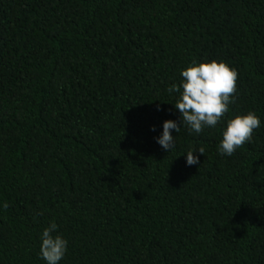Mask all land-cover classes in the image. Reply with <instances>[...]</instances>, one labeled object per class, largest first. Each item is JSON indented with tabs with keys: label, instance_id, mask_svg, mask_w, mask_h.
<instances>
[{
	"label": "trees",
	"instance_id": "obj_1",
	"mask_svg": "<svg viewBox=\"0 0 264 264\" xmlns=\"http://www.w3.org/2000/svg\"><path fill=\"white\" fill-rule=\"evenodd\" d=\"M193 60L238 73L200 134L167 91ZM250 111L261 127L220 155ZM53 220L60 264H264V0H0V264H44Z\"/></svg>",
	"mask_w": 264,
	"mask_h": 264
},
{
	"label": "clouds",
	"instance_id": "obj_2",
	"mask_svg": "<svg viewBox=\"0 0 264 264\" xmlns=\"http://www.w3.org/2000/svg\"><path fill=\"white\" fill-rule=\"evenodd\" d=\"M180 86L173 84L167 91L169 94L179 93L174 105L181 113L183 128L200 134L205 128H215L222 117L229 111V105L234 103L238 73L224 61L193 60L180 73ZM161 110V109H157ZM261 119L255 112L246 115H236L227 121L222 131L219 153L222 156H232L246 142H249L255 130L261 127ZM162 133L156 137V142L165 150L172 152L176 147V138L172 135L181 131L180 125L173 120L163 123ZM156 131L155 128L152 129ZM205 149H190L186 152V165H199L200 155ZM199 153V155H197ZM8 207L7 202L3 204ZM39 256L44 264H60L68 251V240L59 231L55 220L50 222L40 234Z\"/></svg>",
	"mask_w": 264,
	"mask_h": 264
}]
</instances>
